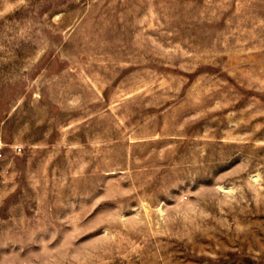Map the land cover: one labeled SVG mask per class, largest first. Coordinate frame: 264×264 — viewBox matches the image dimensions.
<instances>
[{"label":"rangeland","instance_id":"obj_1","mask_svg":"<svg viewBox=\"0 0 264 264\" xmlns=\"http://www.w3.org/2000/svg\"><path fill=\"white\" fill-rule=\"evenodd\" d=\"M0 264H264V0H0Z\"/></svg>","mask_w":264,"mask_h":264}]
</instances>
